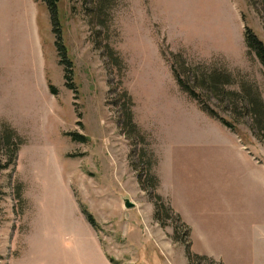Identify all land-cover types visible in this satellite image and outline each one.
<instances>
[{
    "label": "rangeland",
    "instance_id": "obj_1",
    "mask_svg": "<svg viewBox=\"0 0 264 264\" xmlns=\"http://www.w3.org/2000/svg\"><path fill=\"white\" fill-rule=\"evenodd\" d=\"M58 10L64 64L46 5L0 0V264H264V0Z\"/></svg>",
    "mask_w": 264,
    "mask_h": 264
},
{
    "label": "trees",
    "instance_id": "obj_2",
    "mask_svg": "<svg viewBox=\"0 0 264 264\" xmlns=\"http://www.w3.org/2000/svg\"><path fill=\"white\" fill-rule=\"evenodd\" d=\"M41 1L46 5V7L48 8V10L50 12L52 26H53V33L55 34V39H56L55 44L57 46L58 54L60 57V62H61V64H64L66 62L65 61L66 47L62 41V31H61V24H60L59 10H58L60 0H41ZM245 41H246L248 48L250 50H253L256 53L257 57L260 59L262 65L264 67V43L248 27H246V29H245ZM112 57H113V54L109 55L110 59H112ZM67 62L69 65H67L66 70L70 72L71 67H72L71 61H67ZM68 67H70V69ZM174 74L176 76V79H177L179 85L181 86V88L185 92H187L193 98L200 99V97L196 93V91H194V89L192 87H189V85L184 82V80L182 79V77L180 76V74L176 70H174ZM211 77L213 80H215V83L217 81H221V79L222 80L224 79L223 75L222 76L212 75ZM66 78H69V74H66ZM67 85L71 86V85H69V83ZM49 88L53 94H56V89L51 84L49 85ZM71 88L73 89L74 87L72 86ZM202 106H203V109L205 111H207L209 114H212V115H215L216 117H218L220 119V121L223 122L226 126L232 128V129L235 128V125L232 122L224 119L223 117H220L208 105L202 103ZM250 108H252L251 110L253 111L254 118L256 119L257 123L264 125V109L262 108L260 101L256 100L254 103H252L250 105ZM125 114H126V121L131 123L132 122V116H131V112L129 111V108L126 109ZM1 133L2 134L0 137V145L7 148L8 150H11V155H12L11 159L9 161H7V163L10 165L15 160V152H16V148H18V146H17V143L13 139L14 135L12 132L4 130ZM70 134L74 135V137L78 140H82V141L85 140V137L82 135H76L75 133H70ZM8 164L2 165V167H0V171L2 169H6ZM0 194H2V193H0ZM84 213H85L88 221L93 226H97L92 215L90 213H88L87 211H84Z\"/></svg>",
    "mask_w": 264,
    "mask_h": 264
},
{
    "label": "water",
    "instance_id": "obj_3",
    "mask_svg": "<svg viewBox=\"0 0 264 264\" xmlns=\"http://www.w3.org/2000/svg\"><path fill=\"white\" fill-rule=\"evenodd\" d=\"M133 203L129 200V199H125V206L130 208V207H133Z\"/></svg>",
    "mask_w": 264,
    "mask_h": 264
}]
</instances>
